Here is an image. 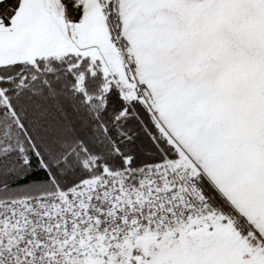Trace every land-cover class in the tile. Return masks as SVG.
<instances>
[{
    "label": "snow or ice",
    "instance_id": "snow-or-ice-1",
    "mask_svg": "<svg viewBox=\"0 0 264 264\" xmlns=\"http://www.w3.org/2000/svg\"><path fill=\"white\" fill-rule=\"evenodd\" d=\"M0 264H264V0H0Z\"/></svg>",
    "mask_w": 264,
    "mask_h": 264
}]
</instances>
